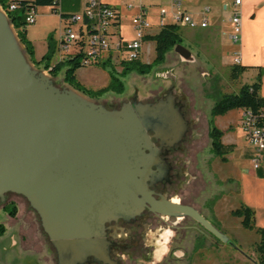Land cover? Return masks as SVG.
Wrapping results in <instances>:
<instances>
[{
    "label": "rangeland",
    "instance_id": "374dc122",
    "mask_svg": "<svg viewBox=\"0 0 264 264\" xmlns=\"http://www.w3.org/2000/svg\"><path fill=\"white\" fill-rule=\"evenodd\" d=\"M60 1V13H81L82 0ZM104 1L116 3L122 10L121 32L126 41L133 38L131 20L134 11L125 6L136 0ZM145 6L153 29L146 32L139 62L150 65L155 59V42L148 37L160 30L155 26V5ZM166 24H171L169 19ZM65 26L59 14L53 13L50 7L37 8L35 24L27 26L34 61L40 63L41 57L49 52V45L53 49L51 65L59 61L57 43ZM179 36L180 45L189 51L191 60H182L173 48L161 64L152 66L145 75L131 71L122 76L121 64L116 59L77 70L76 80L87 90L105 88L112 75L123 84L122 94L110 91L100 98H89L66 84V67L52 77L44 63H32L23 46L20 43L19 46L33 70L50 79L56 89L71 90L107 112L120 111L134 104H156L166 98H171L174 107L179 109L184 128L181 141L172 148H159L151 137L153 142L145 153L153 158L154 175L147 177L144 184L149 192L158 194L159 199H178L180 204L193 207L227 241L217 240L190 218L166 216V221H162L148 213L143 214L142 210L138 215L113 218L102 225L101 235L106 239V226L117 222L109 239L119 246L113 250L116 256L111 254L113 264H246L256 258L254 245L258 236L254 231L244 230L240 220L230 213L244 205L254 213L255 227L264 228V164L259 170L253 169L252 150L239 127L240 110L232 109L216 117L211 116V111L222 96L237 94L245 82L251 81L246 77L236 81L231 79V46L214 30L179 28ZM213 128L221 132L224 161L212 150L210 133ZM4 207L7 211L15 208V217H10ZM143 216L145 234L136 221ZM121 220L127 221L128 230L120 225ZM0 224L6 228V233L0 237V264H57L56 252L42 231L39 217L24 197L11 192L0 196ZM165 229L174 231L175 236L167 246L169 251L161 253L157 260L156 240ZM12 237L16 243L14 248H10ZM170 251L175 255L168 259ZM6 256L9 262L3 263Z\"/></svg>",
    "mask_w": 264,
    "mask_h": 264
},
{
    "label": "water",
    "instance_id": "95a60500",
    "mask_svg": "<svg viewBox=\"0 0 264 264\" xmlns=\"http://www.w3.org/2000/svg\"><path fill=\"white\" fill-rule=\"evenodd\" d=\"M174 52L191 60L180 44ZM183 129L171 98L107 112L56 89L33 70L0 10V196L11 192L27 200L57 264H84L89 257L113 264L102 225L132 216L137 207L190 218L227 241L193 207L156 200L144 184L154 175L153 158L145 153L151 137L171 146Z\"/></svg>",
    "mask_w": 264,
    "mask_h": 264
},
{
    "label": "built area",
    "instance_id": "2783aa9c",
    "mask_svg": "<svg viewBox=\"0 0 264 264\" xmlns=\"http://www.w3.org/2000/svg\"><path fill=\"white\" fill-rule=\"evenodd\" d=\"M19 1L12 0L8 6L14 11ZM190 0H169L168 8H160L156 28L161 30L169 19L172 25L190 30L207 28L206 17L210 13L208 7L202 9V18L198 21L185 10V4ZM242 0H231L225 9L229 10L230 41L239 45L241 36ZM133 8L127 5L126 9ZM5 13V12H4ZM6 14V13H5ZM60 16V13H59ZM120 17L118 10L105 4L103 0H84L81 15H71L67 20H61L66 26L61 29L57 49L60 53L58 62L70 57H78L83 67L101 65L108 60L116 59L121 63L139 60L146 32L153 29L146 13L139 10L132 18L131 25L134 37L123 39L120 27L115 22ZM87 20V23L85 22ZM26 26L35 24L36 11L28 9L24 15ZM73 25H76L74 28ZM169 25V24H168ZM233 64H239V54L233 53ZM239 127L246 144L251 148V163L254 170H259L264 164V107L257 111L240 110Z\"/></svg>",
    "mask_w": 264,
    "mask_h": 264
},
{
    "label": "trees",
    "instance_id": "16d2710c",
    "mask_svg": "<svg viewBox=\"0 0 264 264\" xmlns=\"http://www.w3.org/2000/svg\"><path fill=\"white\" fill-rule=\"evenodd\" d=\"M104 2V1H103ZM12 3V0H0V7L6 13L9 23L12 25L13 29L17 34V38L20 44L24 47V51L29 57L32 63L43 64L46 69H49V74L52 77L60 72L63 67H66L64 81L74 90L82 93L89 98H100L107 92H115L117 94L123 93V84L115 76H111L110 83L105 88L97 91L87 90L81 86L77 80L75 73L77 70L82 68L78 57H70L63 62H57L51 65V59L53 54V49L49 45V52L45 54L40 63L34 61V51L30 41L27 39V26L24 21L25 12L28 9H34L37 11L39 7H50L53 13H60L59 11V0H24L19 1L18 6L14 11H9L8 6ZM107 4L106 2H104ZM109 5V4H107ZM110 6V5H109ZM114 8V7H112ZM116 9V8H114ZM117 10V9H116ZM71 15H65L60 13V18L62 20H67ZM120 17L115 22V26H119ZM87 23V20H85ZM149 40L155 42V59L152 64L144 65L139 62V60L130 63H121L122 76H126L131 71H136L141 75L148 74L151 67L154 65L161 64L166 54L173 49L176 45L181 43V38L179 36V27L169 24L163 27L160 32L154 36L148 37ZM51 51V52H50ZM140 59V58H139ZM105 67V65H102ZM247 67L241 65L233 64L230 69V77L233 81L238 80L246 71ZM260 73L253 84L243 85L237 94L225 95L220 98L218 103L215 104L211 111V116L216 117L223 115L226 112L237 109L244 110L250 109L252 111H257L264 107V103L259 96L260 90ZM211 147L216 156L221 157L222 161L225 160L223 155L225 154L224 146L220 142L221 132L213 128L210 133ZM7 211V207H4ZM10 217H15V208H11L8 211ZM230 215L233 218L240 220V225L244 230L254 231L258 236V242L254 245V253L256 254L255 260L246 264H264V228H256L254 225V213L244 205H241L238 209L232 211ZM5 233V227L0 224V237Z\"/></svg>",
    "mask_w": 264,
    "mask_h": 264
},
{
    "label": "crops",
    "instance_id": "0c3cea01",
    "mask_svg": "<svg viewBox=\"0 0 264 264\" xmlns=\"http://www.w3.org/2000/svg\"><path fill=\"white\" fill-rule=\"evenodd\" d=\"M230 1L231 0H190L187 4H185V10L192 18L199 21L202 18V9L204 7H208L210 9V13L206 17L207 28L203 30H211V29L212 31L214 30L226 40L228 45L230 44L232 49V54L235 51L238 52L239 60H240L239 65L248 68V70L241 76L242 78L246 77L248 80L251 81L249 83L245 82L247 85L253 84L256 81L259 73L261 74L260 75L261 85L259 90V96L264 103V0H242V5L240 8L241 36H240L239 45H233L232 42L230 41V32H231L229 25L230 13L229 10L225 9V5H228ZM104 2H106L109 5L112 4L109 1H104ZM60 3L61 1L59 0V7H60ZM83 3L84 0H82L81 3V10H80L81 13L83 8ZM146 4L155 5L157 9L155 15V21L158 23L159 9L163 7L168 8L169 0H136V2L132 3L131 5L133 8L130 9L131 11H134L132 12L133 13L132 18L135 17L138 14L139 10L141 9L146 13L148 19V9L145 6ZM111 7L116 8L120 13L119 27L121 32L123 12L120 8H118L116 3L112 4ZM0 10L4 13L1 7ZM81 13L75 15L79 16L81 15ZM10 26L12 28V31L15 32L11 24ZM195 30H202V29H195ZM121 35L125 40L126 38H124L122 32ZM15 36L18 43H20L17 38V34ZM131 39H128L127 41ZM151 140L152 138L150 139V142L152 144L153 141ZM112 220L113 219H110L109 221ZM5 233H6V228H5ZM15 246L16 243L12 237L10 248H14ZM2 261L3 263L4 262L8 263L9 262L8 257L7 256L4 257V260Z\"/></svg>",
    "mask_w": 264,
    "mask_h": 264
},
{
    "label": "flooded vegetation",
    "instance_id": "af4514ba",
    "mask_svg": "<svg viewBox=\"0 0 264 264\" xmlns=\"http://www.w3.org/2000/svg\"><path fill=\"white\" fill-rule=\"evenodd\" d=\"M134 104V103H133ZM150 135H153V133L152 132H148ZM156 140V139H155ZM180 141H181V139H180ZM179 141V142H180ZM179 142H177V143H175V144H173V145H171V146H168V145H166V144H161V142L159 141V140H156V144H158L159 145V148H163V147H167V148H172V147H174V145H178V143ZM152 196L156 199V200H160L159 198H158V194H156V193H152ZM176 199H171L170 201H171V203H173V204H178V203H175L174 201H175ZM144 213H148V214H150V215H152V216H154V217H157V218H160L162 221H166V215H161V217H159L158 215H155V214H153V213H151L149 210H147V209H143V214ZM136 215H138V214H136ZM145 216V215H144ZM144 216H143V218H141V219H138V220H136L137 222H138V225L143 229V234H145V224H144V222H146L145 220H144ZM140 217H142V216H139V218ZM182 217H180L179 215L177 216V219H181ZM143 219V220H142ZM126 223H127V221H124V220H121L120 221V225L123 227V229L124 230H128V228H126ZM116 224H117V222H111V223H109V225L108 226H106V229H107V232H106V239H107V241L109 242V246H108V250H109V253H108V256H109V259L112 261V258H113V256L112 255H114V256H116V254L113 252V250H117V249H119V246H118V244H116V243H112L109 239H111V237H112V233L114 232V228H115V226H116ZM113 225V226H112ZM110 232H112V233H110ZM142 242H144V238L142 239ZM112 254V255H111ZM174 253L172 252V251H170L169 252V257H168V259L169 258H171V255H173ZM175 255V254H174ZM98 263H102V264H105V263H103V262H97L96 260H94L92 257H89L88 258V260L84 263V264H98Z\"/></svg>",
    "mask_w": 264,
    "mask_h": 264
},
{
    "label": "clouds",
    "instance_id": "9594fccd",
    "mask_svg": "<svg viewBox=\"0 0 264 264\" xmlns=\"http://www.w3.org/2000/svg\"><path fill=\"white\" fill-rule=\"evenodd\" d=\"M174 202L179 203V200L176 199ZM174 236H175V232L172 231L171 229H165L162 231L159 239L156 240V244H157L156 258H157V260H159L161 258V253H167L169 251L167 246L170 243L172 237H174ZM180 255H183V253L181 252Z\"/></svg>",
    "mask_w": 264,
    "mask_h": 264
},
{
    "label": "bare ground",
    "instance_id": "6f19581e",
    "mask_svg": "<svg viewBox=\"0 0 264 264\" xmlns=\"http://www.w3.org/2000/svg\"><path fill=\"white\" fill-rule=\"evenodd\" d=\"M141 211H142V208L137 207V208L134 209L133 213L136 215V214H139ZM177 216H178V215H177ZM179 216H180V215H179ZM180 217H182V216H180Z\"/></svg>",
    "mask_w": 264,
    "mask_h": 264
}]
</instances>
